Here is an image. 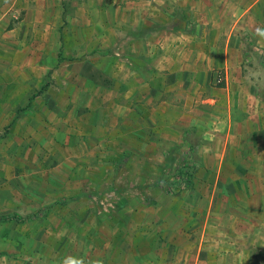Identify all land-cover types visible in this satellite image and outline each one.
Listing matches in <instances>:
<instances>
[{
	"label": "crops",
	"instance_id": "1",
	"mask_svg": "<svg viewBox=\"0 0 264 264\" xmlns=\"http://www.w3.org/2000/svg\"><path fill=\"white\" fill-rule=\"evenodd\" d=\"M72 1L84 2L71 15L86 28L114 32L113 40L84 45L77 62L86 87L76 89L91 99L83 130L98 161L129 153L136 162L122 187L138 199L118 205L140 220L157 214L153 228L140 220L133 227L142 239L162 231L154 262L257 264L264 252V0ZM174 147L182 153L166 170ZM182 163L193 166L191 189L163 193L154 182L165 171L173 179Z\"/></svg>",
	"mask_w": 264,
	"mask_h": 264
},
{
	"label": "rangeland",
	"instance_id": "2",
	"mask_svg": "<svg viewBox=\"0 0 264 264\" xmlns=\"http://www.w3.org/2000/svg\"><path fill=\"white\" fill-rule=\"evenodd\" d=\"M26 3L0 0V216L21 218L0 222V264L159 262L162 231L140 238L133 229L140 217L118 205L138 199L140 193L124 188L136 162L129 153L98 161L83 130L91 99L76 89L86 87L77 62L84 45L113 40L114 32L87 29L83 18H73L71 8L83 7L81 1ZM181 153L167 151L164 168ZM158 179L174 178L165 171ZM157 220L148 211L140 221L153 228Z\"/></svg>",
	"mask_w": 264,
	"mask_h": 264
},
{
	"label": "trees",
	"instance_id": "3",
	"mask_svg": "<svg viewBox=\"0 0 264 264\" xmlns=\"http://www.w3.org/2000/svg\"><path fill=\"white\" fill-rule=\"evenodd\" d=\"M62 9L64 14V10H66V8H64L63 4H62ZM192 167H193L192 165H188L186 163L179 164V166L175 170L173 180L170 181V180L157 179L154 183L155 185L160 186L161 188L164 187L163 193L167 195H177L178 192L181 190L191 189ZM151 201L145 203L153 204V202ZM9 221L19 222L21 221V218L13 214L0 216V222H9Z\"/></svg>",
	"mask_w": 264,
	"mask_h": 264
},
{
	"label": "clouds",
	"instance_id": "4",
	"mask_svg": "<svg viewBox=\"0 0 264 264\" xmlns=\"http://www.w3.org/2000/svg\"><path fill=\"white\" fill-rule=\"evenodd\" d=\"M65 264H83V261L75 260V259H69V260L65 261ZM98 264H99V262H98Z\"/></svg>",
	"mask_w": 264,
	"mask_h": 264
}]
</instances>
